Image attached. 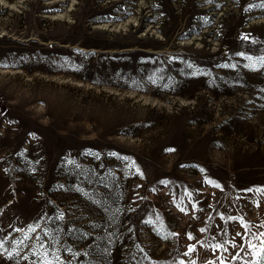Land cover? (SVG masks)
Segmentation results:
<instances>
[{
  "label": "rangeland",
  "instance_id": "1",
  "mask_svg": "<svg viewBox=\"0 0 264 264\" xmlns=\"http://www.w3.org/2000/svg\"><path fill=\"white\" fill-rule=\"evenodd\" d=\"M0 264H264V0H0Z\"/></svg>",
  "mask_w": 264,
  "mask_h": 264
},
{
  "label": "trees",
  "instance_id": "2",
  "mask_svg": "<svg viewBox=\"0 0 264 264\" xmlns=\"http://www.w3.org/2000/svg\"><path fill=\"white\" fill-rule=\"evenodd\" d=\"M104 17L100 18L99 20H105L103 19ZM127 35V33L125 34ZM124 35V36H125ZM145 37L148 39V37L145 35ZM176 37H179L181 38V36H176ZM185 37V36H184ZM182 36V38H184ZM163 41L161 44H163V42H167L169 43L170 42V37H163L162 38ZM123 40V39H122ZM149 41H153V40H149ZM154 42H156L155 44H158V41L157 40H154ZM116 46L118 47H135V49H132V50H127L125 52H122V53H119V59L121 61H123L124 63H128V64H131L132 66H134L136 69L134 70L133 69V75H137V68L140 67V66H143V65H147V66H150L152 64H155L156 63V60L160 59L161 57H167V59L170 61V60H174V61H177V62H180L181 64H184L185 62H188L186 59H183L182 57H180L178 55V53L176 52H172V51H169L168 54H164V53H160V54H157L156 52L154 53L152 51V48H149V47H146V46H143L142 43H136L134 45H131V44H121V45H117ZM196 65L198 64L197 62H194ZM140 70H143V68H141ZM145 75H147V72H143Z\"/></svg>",
  "mask_w": 264,
  "mask_h": 264
},
{
  "label": "snow or ice",
  "instance_id": "3",
  "mask_svg": "<svg viewBox=\"0 0 264 264\" xmlns=\"http://www.w3.org/2000/svg\"><path fill=\"white\" fill-rule=\"evenodd\" d=\"M191 250V249H190Z\"/></svg>",
  "mask_w": 264,
  "mask_h": 264
}]
</instances>
